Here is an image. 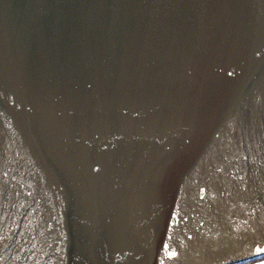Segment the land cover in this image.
Instances as JSON below:
<instances>
[{"label":"water","instance_id":"obj_1","mask_svg":"<svg viewBox=\"0 0 264 264\" xmlns=\"http://www.w3.org/2000/svg\"><path fill=\"white\" fill-rule=\"evenodd\" d=\"M264 256V0H0V264Z\"/></svg>","mask_w":264,"mask_h":264},{"label":"trees","instance_id":"obj_2","mask_svg":"<svg viewBox=\"0 0 264 264\" xmlns=\"http://www.w3.org/2000/svg\"><path fill=\"white\" fill-rule=\"evenodd\" d=\"M263 263H264V257L257 259V260H254V261H251V262L243 263V264H263Z\"/></svg>","mask_w":264,"mask_h":264},{"label":"rangeland","instance_id":"obj_3","mask_svg":"<svg viewBox=\"0 0 264 264\" xmlns=\"http://www.w3.org/2000/svg\"><path fill=\"white\" fill-rule=\"evenodd\" d=\"M264 264V263H263Z\"/></svg>","mask_w":264,"mask_h":264}]
</instances>
